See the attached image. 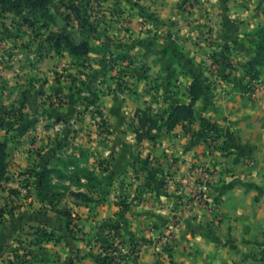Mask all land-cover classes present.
I'll list each match as a JSON object with an SVG mask.
<instances>
[{"label":"crops","instance_id":"obj_1","mask_svg":"<svg viewBox=\"0 0 264 264\" xmlns=\"http://www.w3.org/2000/svg\"><path fill=\"white\" fill-rule=\"evenodd\" d=\"M99 3L92 12L95 51L87 56L76 60L66 52H39L28 66L14 59L11 69L0 63L5 99L0 108L8 93L16 99L22 91L21 123L27 125L16 139L0 130V141L8 142L7 174L0 182V264L22 253H27L25 264H98L94 245L110 232L108 224L120 225L125 239L143 246L122 264H264V91L251 98L221 90L213 71L219 61L231 65L227 73L232 71L233 79L245 75L243 65L253 56L255 33L264 24V0ZM56 10L54 4L42 17L54 21L56 13L62 25L63 13ZM15 37L6 48L17 51L23 42ZM201 75L210 79V90L197 101L195 118L167 131L172 108L190 102L193 77ZM259 81L264 84V67ZM147 109L160 128L139 139L140 115ZM78 111L82 119H92L94 129L79 145L71 139L84 122ZM43 113L48 121L37 117ZM203 119L223 129L224 138L232 136L236 147L228 154L211 152L198 136ZM37 136L36 154L30 139ZM43 145L51 149L46 156ZM57 158L79 160L101 184L89 188L84 178L81 186L64 183L87 198L66 195L57 205L39 199L37 179L28 175L34 182L25 194L15 180L18 171L61 169ZM200 167L217 173L205 190L209 206L186 211L169 245L154 252L149 245L169 230L178 212L184 213L193 172ZM61 170L71 174L74 167ZM56 179L61 181L53 176L54 184ZM64 207L76 214L80 235L67 229L58 213ZM38 228L58 241H44L39 253L25 252L27 239L38 241Z\"/></svg>","mask_w":264,"mask_h":264},{"label":"trees","instance_id":"obj_2","mask_svg":"<svg viewBox=\"0 0 264 264\" xmlns=\"http://www.w3.org/2000/svg\"><path fill=\"white\" fill-rule=\"evenodd\" d=\"M52 4L51 0H0V19L3 17H8V15L14 16H23L26 12L29 15H35L38 11H49V8ZM69 10L74 11L76 14V18L78 22V28L80 31L79 38L75 37L72 32L59 30L56 32H51L47 37V46L54 51L56 54L61 55L66 52L73 59L79 60L85 56H87L90 52L95 51L90 44L91 34H95V27L90 22L89 18L86 17L87 12L83 13L81 8H76L72 6ZM27 23H30L31 26L32 20L25 18ZM257 37V42L254 46V53L250 60L243 65L245 69V75L240 79H233V72L227 73V71L231 68V65H228L226 62L214 61L213 64L217 65V72H219V76L222 77L225 83H230L231 81L236 82L234 89L242 92L249 93L253 90V84L259 82L262 69L264 67V24L261 25L255 33ZM210 90V79H206L204 75L194 76L192 84L190 85L188 91V97L190 99L189 103H179L176 104L172 111L170 112L164 126L167 131H172L178 124L184 121H192L196 116L195 105L197 101L204 99ZM26 107V97L23 98L21 107L17 111L18 114H21L20 117L23 116L22 110ZM149 109L143 111L140 115L141 126L137 131L139 139L143 138L145 135L149 136V133L154 129H159L160 126L158 121L151 116L149 113ZM7 114V113H6ZM202 130L198 133V136L206 141L208 144L209 139L218 140L224 138V130L217 127L210 120L203 119ZM145 131V132H144ZM150 137V136H149ZM7 141H0V182L3 178H5L7 174ZM227 147V151L225 147H221L220 151H225L226 154L232 148H235L234 140L232 136H228V140L223 143ZM79 160H75L74 158L60 159L57 158V166L61 167V169H68L70 166L74 167V170L71 172L69 176L70 181L77 185L81 186V180L84 178L88 183L89 188H96L101 184L98 176L95 172L91 171L88 168L80 167L78 165ZM57 168H48L47 166H40L38 170L35 168L29 169L24 172V175L35 176L37 179L38 187L40 188V192L38 193L39 199L44 202L48 201L51 203L59 204L63 198L66 197L67 194L73 196L77 199L87 198L86 194L82 192H74L70 190L69 186H65L64 184H54L53 176L59 177L61 179L66 178V173L63 170ZM122 208L125 206L122 205ZM59 215L65 221L66 227L69 232L73 235H80V231L78 229V233L74 232V221L77 219V216L73 211L67 207H64L62 211L60 210ZM110 231L102 242L109 241V236H112V233H115V236H120L121 226L118 224L107 226ZM36 235L38 241L43 243L44 241H58L53 233H49L44 229L38 228L36 229ZM130 242H134L133 239L129 240ZM20 256H15V260L19 261ZM262 259L264 260V253ZM18 264H25V260ZM94 260L98 264H113L112 259L110 258H99L97 255L94 256Z\"/></svg>","mask_w":264,"mask_h":264},{"label":"rangeland","instance_id":"obj_3","mask_svg":"<svg viewBox=\"0 0 264 264\" xmlns=\"http://www.w3.org/2000/svg\"><path fill=\"white\" fill-rule=\"evenodd\" d=\"M51 1H52V4L48 12L38 11L33 16L29 15L26 12L23 16L17 17L14 15H8L9 16L8 18L3 17V19H0V32H1L0 49L2 48L3 50L2 54L0 55V63L2 64L3 68L5 69L12 68V66L9 65V63L11 62V59L18 61V66L20 67L28 66L29 63H31L38 57L37 53L44 52L43 54L46 55L51 52H54L47 46V43H46L47 37L49 36L51 32H56L59 30H63V32L69 31V32H72L75 37L79 38L80 36V31L78 28L79 21H77V18H76L77 16L75 12L69 10V8H71L72 6H75L78 9L81 8L83 13L87 12L86 17H88L90 22H92L94 27H96V22L92 20V12H95V10H98L97 6L100 5L99 2H103L104 0H51ZM54 4L57 6V10L55 12L63 13L62 18H61L62 25L60 24L58 25L57 23L58 21L56 19L58 15L56 13L53 14L54 17H56L54 18V21H50V20L48 21L47 19H45V17H42L43 13L52 12ZM25 18L32 20L33 26H31L30 23H27L25 21L26 20ZM20 27L22 29H19ZM13 31H14V34H13ZM14 35L17 36V38H20V40L23 42L17 47V51H15L14 47L12 46L11 47L8 46V48H6V45L8 43L10 44L14 43V40H15L14 38H16ZM90 36H91L90 44H92L95 34H91ZM78 65H79V62H78ZM213 65L215 66V68L213 69V71L215 72L218 66L215 64ZM69 70L70 68L68 67L63 68L61 74H63V76H67L69 74L68 73ZM214 75L216 76L215 83L219 85V88L221 90L223 88L226 90L229 88L234 89L236 82L231 81L230 83H225L222 77L219 76L220 75L219 72L217 73L215 72ZM2 80L3 79L0 76V84H1L0 85V103L5 102V99H3L4 90L2 89ZM8 92L10 91L8 90ZM21 92L22 91H20L19 95L16 96V99H13V96H11L12 93L10 94L8 93L7 96H5L8 98V101L6 100V102H8L7 105L5 106V108L4 107L0 108V130L1 129L6 130L8 134L13 132L11 136L14 137L15 139L18 138L19 135H21V133L24 132L25 129L27 128L26 123L25 124L21 123V119H22V117H20L21 114H18L17 112L19 108L21 107L23 98H25L24 95L22 96ZM80 114L81 115L83 114L82 111ZM23 116L25 117V115ZM37 117H39V119H45L46 121H48L50 116L46 113H43V115L38 114ZM77 118H80V120H84L81 117H79V111H78ZM53 124L55 123L53 122ZM92 126H93V121L91 118L88 117L87 120L85 119L84 122L82 121V124L79 125L81 129L78 128L74 130V133L71 139L75 140L74 142L79 145V142L81 139L85 140L86 138L91 137L92 133L94 132V129L92 128ZM59 133L60 131H57V134ZM81 133H83V135H81ZM56 137L58 139V135ZM56 137H54L55 140H57ZM38 138L39 136L32 137L30 140L35 141V139H38ZM34 143H36V146L34 144H32V146L34 148L35 153L37 154V150H39L38 149L39 142L38 140H36ZM73 146L76 147V145H73ZM47 148L49 147H47L46 145H43L42 149H40V151L42 150L43 152H45V156L51 152L50 151L51 149H47ZM11 149H13V145L11 146ZM70 150L74 151V148L72 147L70 148ZM70 175H71L70 173H66L67 177L61 179V181L56 179L57 180L56 183L57 184L65 183L67 185L73 184L69 179ZM15 177H17L15 178V180L17 179L20 182L21 189L23 191L27 190L28 192L25 194H28L30 192L29 187L33 186L32 184L34 180L30 179L28 175H24L23 173H20V171H18V174ZM67 195L70 196L69 194ZM13 200L15 201V199ZM111 235L114 236L115 233ZM124 237L125 235L123 234V232H120V236L118 237L119 240H121L124 244H128V241L130 240V238L125 239ZM27 240L29 242V239ZM28 242L26 244L28 245V247H26L27 249H24L25 252H27L28 248L31 250L30 252H33V253H39L43 249L42 243L37 241V239H35V241L33 242L30 241L29 243L31 244H29ZM94 247H95V254H99L97 246L94 245ZM26 254L27 253H22L21 255H19L20 256L19 261L14 259L13 262H10L7 264L21 263L23 261L22 259L25 260ZM29 254L32 255V253H29ZM37 258L40 259L42 258V256L37 255ZM37 263H40L39 260L35 262V264Z\"/></svg>","mask_w":264,"mask_h":264},{"label":"built area","instance_id":"obj_4","mask_svg":"<svg viewBox=\"0 0 264 264\" xmlns=\"http://www.w3.org/2000/svg\"><path fill=\"white\" fill-rule=\"evenodd\" d=\"M217 73V68L216 71ZM214 72V73H215ZM264 91V84H262L260 81L253 84V90L249 93H242L249 95L251 98H257L259 94ZM228 139L221 138L218 140L209 139L208 141V147L211 152H223L220 151L221 147H225L226 151L228 150L227 147L223 144ZM225 153V151L223 152ZM192 182H191V188H192V196L189 201L186 202V204H183V211L178 212L175 217L173 218V223L169 230L163 234L162 236L156 238L149 247L156 253H158L160 250L165 249L166 246L169 245V242L171 241V238L176 233L180 223L183 220V217L186 213V211L190 210L195 205H204L209 206L207 196L205 194L206 188L215 181L217 177V173L214 170H211L209 168L200 167L196 169L193 172L192 176ZM25 193H27V190H24ZM210 209V207H209ZM74 232L78 233V228H74ZM113 234V233H112ZM109 241L102 242L97 241L95 245L98 248L99 254H96L99 258H110L113 261V264H122L123 262H126L128 259L137 257L141 251L143 246L134 241L130 242L128 241V244H124L121 240H119L118 236H109Z\"/></svg>","mask_w":264,"mask_h":264}]
</instances>
